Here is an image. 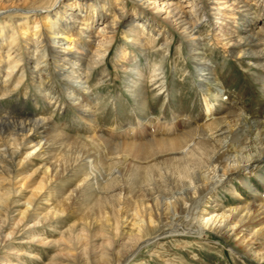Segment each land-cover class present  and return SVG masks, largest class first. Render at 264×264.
<instances>
[{"label": "bare ground", "instance_id": "bare-ground-1", "mask_svg": "<svg viewBox=\"0 0 264 264\" xmlns=\"http://www.w3.org/2000/svg\"><path fill=\"white\" fill-rule=\"evenodd\" d=\"M260 4L264 7V0H131L130 3L128 0H0V176L8 169L7 164L2 165L4 158L12 161L19 153V149L12 148L14 146L29 148L27 157L35 154L36 158H45L44 165H39L32 173L40 171L41 178L45 176L37 181L36 186L32 185L34 183L30 185L33 187L28 199L12 202L13 207H19L11 212V216H15L14 230L1 234L0 239L13 236L17 227L34 230L42 224L59 229L62 238L54 239L56 245L61 242L73 245L80 241L87 230L86 224L78 222L60 228L58 219L69 212L72 196L92 188L94 180L104 175L106 182L97 186L96 194L102 203L109 204L113 214L124 208L123 199L143 204L163 186V199L170 203L172 213L180 206L185 212L195 211L200 216L194 228L186 229L185 226V229L173 231L202 234L208 229L222 234L242 246L245 255L264 264V195L260 199L259 190L241 179L249 175L264 180L260 175L264 164V118L247 116L242 106L235 103L238 110L216 117L218 103L208 99L211 90L206 84L211 79L218 81L217 64L210 62L211 49L206 45L213 42L212 45L223 47L228 55L245 60L249 69H260L263 74L259 80L264 87V8L260 10ZM119 31L123 41L117 48V66L124 72L137 75V79L127 85L126 92L138 106H143L146 101L143 92L147 78L160 83L163 76H159L160 62L147 67V72L137 65H130L135 54L131 55L129 46L148 59L149 49L169 53L176 34L181 40L176 50L181 52L184 40L198 69L200 67L198 76H203L199 79L204 81L200 84L205 95L203 128L194 127L178 135L145 142L115 143L101 136L100 131L104 129L99 124L98 115L104 100L96 90L103 85L104 76L109 74L105 75L107 69L104 67L110 51L117 44ZM155 83V88L161 86V83ZM223 91L219 89L214 95L216 101ZM164 92L160 90V93ZM21 95L23 100L33 97L36 104L41 99L53 112L48 114L44 110L23 114ZM7 99H15L14 106H5L3 102ZM68 107L75 108V123L82 120L90 134H71L65 130L66 124L57 122L54 112ZM134 128L125 123L113 131L118 134L127 131L125 134L129 135ZM131 147L141 148L140 160L126 149ZM109 163L115 170L102 168ZM79 164L94 168L88 172L83 188L75 185L58 197L48 193L44 206L34 203L33 199L40 192L38 183L41 187L47 177L71 171ZM125 170L129 179H119L120 183L114 187L111 184L114 171L123 173ZM31 176L25 178L32 181ZM237 177L254 196L259 197L260 202L257 199L252 204L243 203L242 194L231 185ZM19 182L15 189L7 192V188H12L10 181L0 177V217L9 216L8 193L18 194L24 189L25 181ZM131 182L143 185L140 192L132 191ZM220 187L241 204L224 205L225 200L222 202L214 196ZM72 203L71 212L85 211L83 220L87 219L88 212L101 208V204L89 207L80 205L79 201ZM132 215L136 220L131 224ZM131 216L124 219V225L128 227L127 237L117 248L108 240H102L92 248L90 253L94 264H123L122 260L142 243L160 237L148 236L151 227L155 226L152 221L146 223L136 210ZM258 221L259 227L253 225ZM0 223L3 226L2 221ZM23 252L13 253L25 254ZM65 254L55 253L54 259L46 264H57L56 259ZM87 255L88 252L82 250L78 257L70 253L66 256L82 261ZM4 261L1 264H6Z\"/></svg>", "mask_w": 264, "mask_h": 264}, {"label": "rangeland", "instance_id": "rangeland-1", "mask_svg": "<svg viewBox=\"0 0 264 264\" xmlns=\"http://www.w3.org/2000/svg\"><path fill=\"white\" fill-rule=\"evenodd\" d=\"M128 1L130 3L131 0ZM9 6L12 7L11 5ZM258 8L263 10L264 7L260 4ZM31 23L34 25L35 20ZM258 23H260V21ZM97 27L98 25L96 28ZM245 28H248V26L246 25ZM206 29L208 30L207 26ZM178 36L179 35L176 34V39L171 44L170 54L168 52L166 54L164 50L161 52L160 49L156 51L149 49L148 59L140 54L137 49L129 46L131 55L132 53L135 54V58H133L134 60L132 59L130 65H137L140 69L147 72V67H154L160 62L158 66L160 67L159 71L161 74L159 76H163L164 78L160 81L161 86L159 88H155L154 83L156 81L152 82L150 77L147 78V81L145 80L143 94L146 95V101L143 106H138L134 102L133 97L126 92L127 85L131 80L137 79V75L124 72L117 66V48L123 41L121 32H118L117 44L110 51L106 60V66L104 65V68L107 69L105 75L109 73V76H104L103 85L97 89L98 91L96 90V93L98 92L102 101L104 100L98 115L99 124L103 126L102 129H104L100 131L102 135L99 133L101 136L115 143L128 142L129 140L133 142H145L150 139L178 135L194 127L203 128L202 126L206 121V117L203 115L205 95L201 92L200 84L204 81L199 80L203 78V76H198L197 73L200 67L198 69V65L190 55L189 46L184 43V40H182L183 48L181 52H177L176 47L178 43L181 42ZM212 44L213 42L206 43L209 49H211L209 54L210 62L212 64H217L216 77L218 81L211 79L206 84L210 86L211 90L208 99L214 103H218L216 107V117H223L230 111L238 110V107L234 106L235 103L236 105L242 106V110L246 112L247 116L258 119H260V117L264 118V87L260 84L259 80L260 74H263L262 71L254 67H250L249 69V65L245 60L242 61V58L238 60L235 56L228 55L223 47L214 46ZM156 83L157 85L160 84L159 82ZM152 87H154V89ZM219 89L224 91L219 101H216L214 95ZM160 90L161 92H165L160 93ZM19 99L21 106H24V111H22L23 114H32L33 112V114H35L40 111L45 112L44 110H46L45 113L48 114L53 112V109L51 107H46L41 99L38 101V104H36L37 100L35 101L33 97L23 100L21 95ZM14 100L7 99L3 103L5 106H14ZM226 102L233 104L230 106V104ZM54 115L58 123L66 124L65 130L71 134L77 135V132L82 134L91 133L89 130H86L84 124L82 125V120L75 123L77 113L73 107H68L60 111L56 110ZM164 121L168 123H164ZM125 123L132 124L135 127L130 132L131 134H125L127 131L120 134L114 133V128H118L121 125L123 126ZM169 126H173V128L169 129ZM118 130L119 129H116L115 131ZM250 133L252 134V131ZM12 148L19 149V153L12 161H10L9 158V161L4 158L2 165L7 164L8 169L7 171H3L0 177H4L10 181L12 188H7V192L11 191V189H15V187L20 184V180L21 183L25 181V185L24 189L18 194L8 193L7 210L9 211V216L8 218H4V216L0 217V221L3 223V226H0V236L3 233H10L14 230L13 219L15 216H11V212L19 207H13L12 202L16 200L22 202L28 199L31 194V187L34 185L36 186L37 181H40V179L45 176L41 178L42 173L40 171L32 174L39 165H44L45 158H36L35 154L27 157L26 155L29 152V148H25L24 146H20V148L14 146ZM126 149H129L137 159H139L142 153L140 147ZM119 150L120 148L117 149V151ZM102 168L110 171L113 169V166L112 163H109ZM93 169L94 168H89L88 164H79L71 169V171L67 170L56 176L47 177L41 187H39L40 185L38 183L37 190L40 192L37 194L36 198L33 199L34 203L38 206H44L43 203H46L47 195L49 196V194L58 197V195L65 194L75 185L83 188L88 172L90 171L91 173ZM125 172L126 170L123 173H116V171H114L111 181L114 187H117L120 183L119 179L123 181L129 179L127 176L128 173ZM28 175H32V181L25 178ZM260 175L264 176V164L262 168H260ZM241 179L247 181V184L253 185L255 189L259 190V194H261L260 199L263 197L264 183L261 182L264 180L262 181V179L256 176L251 177L249 175H245L244 178ZM239 180L238 177L233 179L231 185L237 188L242 194L244 199L243 203L247 202L252 204L258 200L260 202L259 197L257 198L254 196ZM105 182L106 179L104 175L103 177H98L97 181L94 180L92 183V188L83 189L75 196H72V200L68 206L69 212L63 218L61 217L58 219L61 223L58 226L60 228H67L74 223L84 222L87 230L84 232L83 238L80 241L73 243V245L66 242H61V245H56L53 243L54 239L62 238L58 231L59 229L48 228L46 225L42 224L37 225L34 230L25 229L24 226H20L15 229L13 236L10 238L4 239L3 237L0 239V264L4 260L6 264H46L54 259L53 255L57 252L66 253L65 256L63 255L56 259L62 264H94L95 262H93L94 260L92 259L93 255L90 253L92 248L97 246L102 240L111 241L113 247L117 248L119 242L124 241L125 236L127 237L126 232L128 227L124 225V219L131 216L134 210L138 211L141 218L145 219L146 223L152 221L153 225H155L151 227L148 236L155 237L159 235L160 237L158 236V240L145 242L146 244L142 243V246L140 245L136 251L130 252L128 256L122 260L123 264H259L245 255L244 248L236 241L222 234L212 233L208 229L204 230L205 232L202 234L173 231L177 228L185 229V226L186 229L194 228L193 225L200 216H198L195 211H191V213L190 211L185 212L180 206L179 210L172 213V209H170L169 205L170 203L165 198L163 199V194H165V192H163V186L159 187V190L152 195V199L144 200L143 204H137L138 201H133L131 199H127L125 202L123 199L121 204L125 205L124 208L113 214L109 210V204L105 202L102 203L101 197L96 194L98 190L97 186H102ZM31 184L33 186H30ZM130 185L134 192H140L139 189L143 186L133 182H131ZM227 192V190L220 187L214 196L222 202L225 200L223 204L226 206L236 203L241 204V201L235 200V198ZM75 201H79L80 205H89V207L92 204L95 206L101 204V208L99 211L93 210L88 212L86 214L87 219L83 220L85 211L71 212L74 206L72 202ZM166 208L170 210H166ZM173 217L174 219H172ZM130 220L132 224L136 220L135 215H132ZM129 224L130 223H128V225ZM182 225H184V227ZM253 225L259 227L260 221L255 222ZM31 234H35V236ZM38 237H43V240L41 241V238ZM82 250L88 252V255L84 256L82 261L76 260L75 257L70 258L66 256L70 253L78 257ZM15 251H24L23 253L25 254L13 253ZM57 261L56 263L58 264L59 262Z\"/></svg>", "mask_w": 264, "mask_h": 264}]
</instances>
